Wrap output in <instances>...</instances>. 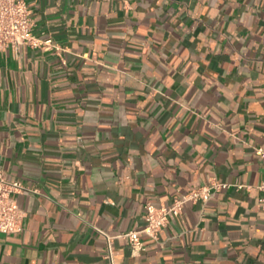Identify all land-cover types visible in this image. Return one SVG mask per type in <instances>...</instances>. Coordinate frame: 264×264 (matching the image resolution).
<instances>
[{"label":"crops","instance_id":"1","mask_svg":"<svg viewBox=\"0 0 264 264\" xmlns=\"http://www.w3.org/2000/svg\"><path fill=\"white\" fill-rule=\"evenodd\" d=\"M25 2L54 48L0 50V175L37 191L0 264H106L97 230L114 264H264V0Z\"/></svg>","mask_w":264,"mask_h":264},{"label":"built area","instance_id":"2","mask_svg":"<svg viewBox=\"0 0 264 264\" xmlns=\"http://www.w3.org/2000/svg\"><path fill=\"white\" fill-rule=\"evenodd\" d=\"M34 24L30 10L25 0H0V50L11 49L17 52L22 46L50 50L54 48L51 40L41 41L33 35ZM56 49V48H55ZM256 153L264 158V150L257 149ZM229 184L211 179L207 184L195 188L184 194L181 198L173 200L169 205H144L145 226L140 231H128L116 238L126 240L129 244L130 255L137 257L145 250L140 237L146 236L158 242V233L164 228L171 216L181 214L184 205L188 202H208L215 194L226 190ZM241 188L242 186H236ZM264 191V184L260 186ZM37 191L29 190L17 181H7L0 175V234H17L21 231L24 213L15 200L18 195L36 194ZM107 242L104 255L106 264H114L111 241L105 232L97 230Z\"/></svg>","mask_w":264,"mask_h":264}]
</instances>
